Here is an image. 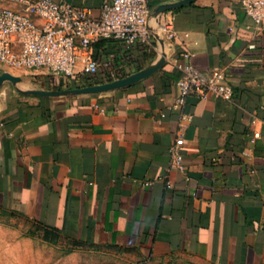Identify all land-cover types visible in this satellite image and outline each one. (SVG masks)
<instances>
[{
  "label": "crops",
  "instance_id": "crops-1",
  "mask_svg": "<svg viewBox=\"0 0 264 264\" xmlns=\"http://www.w3.org/2000/svg\"><path fill=\"white\" fill-rule=\"evenodd\" d=\"M65 1L95 17L105 3ZM182 1L150 2L151 26L168 23L180 37L160 35L162 44L152 36L129 50L95 45L98 62L110 66L96 74L68 79L0 62V76L18 78L0 84V210L73 243L264 264V29L239 0H194L156 18ZM0 2L26 13L19 0ZM163 51L164 65L138 83L73 93L137 75ZM188 51L194 67L226 70L233 99L191 96L172 109L175 62ZM84 75L97 83L75 80ZM61 76L69 83L57 89L52 79ZM178 138L180 164L170 152Z\"/></svg>",
  "mask_w": 264,
  "mask_h": 264
},
{
  "label": "built area",
  "instance_id": "built-area-1",
  "mask_svg": "<svg viewBox=\"0 0 264 264\" xmlns=\"http://www.w3.org/2000/svg\"><path fill=\"white\" fill-rule=\"evenodd\" d=\"M25 14L13 11L0 2V62L24 70L47 69L56 75L72 77L96 74L101 66L109 69V61L100 64L95 45L106 40L122 43L125 50L136 44L150 43L151 0H105L99 17L90 9L76 7L65 0H19ZM245 14L257 30L264 29V0H239ZM159 34L168 40L180 37L170 24L160 27ZM188 33H184L187 39ZM188 51L175 62L177 80L172 109L181 110L187 99H233L235 92L225 69L202 70L190 60ZM184 144L178 138L170 147L177 164Z\"/></svg>",
  "mask_w": 264,
  "mask_h": 264
},
{
  "label": "rangeland",
  "instance_id": "rangeland-1",
  "mask_svg": "<svg viewBox=\"0 0 264 264\" xmlns=\"http://www.w3.org/2000/svg\"><path fill=\"white\" fill-rule=\"evenodd\" d=\"M0 264H205L185 254L149 256L140 249L76 245L22 214L0 210Z\"/></svg>",
  "mask_w": 264,
  "mask_h": 264
},
{
  "label": "water",
  "instance_id": "water-1",
  "mask_svg": "<svg viewBox=\"0 0 264 264\" xmlns=\"http://www.w3.org/2000/svg\"><path fill=\"white\" fill-rule=\"evenodd\" d=\"M194 0H184L182 2H179L177 4H173V5H165L163 7H161L156 15V18L158 17V15L165 11V10H171L173 8H177V7H182L190 2H193ZM151 19L152 16L150 15L149 18V29L152 33V36H154L157 40H159L162 44H163V40L159 34V29L160 26H151ZM166 57H167V53L165 51H163L162 55L157 59V61L151 65L149 68H147L146 70L140 72L137 75L134 76H130L128 78H125L123 80H119L116 82H111V83H107V84H102V85H96V86H91V87H86V88H82V89H77L74 90L73 93L74 94H97V93H106V92H110V91H114L135 83L140 82L141 80L147 78L148 76L154 74L157 70H159L165 63L166 61ZM5 80H11L13 82H17L18 78L12 76L9 73H4L2 76H0V84L5 81ZM33 93L35 95H40V96H57V95H64L67 94V92H43V91H33L30 92Z\"/></svg>",
  "mask_w": 264,
  "mask_h": 264
},
{
  "label": "trees",
  "instance_id": "trees-1",
  "mask_svg": "<svg viewBox=\"0 0 264 264\" xmlns=\"http://www.w3.org/2000/svg\"><path fill=\"white\" fill-rule=\"evenodd\" d=\"M144 45V44H143ZM97 48H112L114 47H120L123 46L121 42L115 41V40H107V41H102L96 44ZM129 61H133L131 58ZM70 79V77L68 78ZM65 79L63 76L58 77L56 79H52L53 84L57 89H61L65 87L66 84L69 83V80ZM75 80L80 81L81 85H92L94 83H97L95 78L92 77L91 75H84L79 78H76ZM76 245H83L80 243H75Z\"/></svg>",
  "mask_w": 264,
  "mask_h": 264
}]
</instances>
